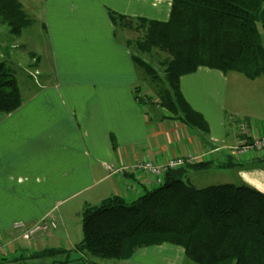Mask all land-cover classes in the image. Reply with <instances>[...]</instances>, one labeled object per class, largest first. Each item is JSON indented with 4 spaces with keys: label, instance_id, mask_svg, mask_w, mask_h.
<instances>
[{
    "label": "crops",
    "instance_id": "obj_1",
    "mask_svg": "<svg viewBox=\"0 0 264 264\" xmlns=\"http://www.w3.org/2000/svg\"><path fill=\"white\" fill-rule=\"evenodd\" d=\"M18 1L32 25L19 36L0 27V63L5 49L19 48L26 31L34 32L37 43L30 62L19 64L32 79L20 84L23 106L0 114V259H33L47 249L74 251L83 239L79 212L84 207L112 196L135 200L154 188L150 173L129 170L141 162L192 156L213 164L209 171L188 173L196 187L245 183L264 193V152H235L244 140L264 136V76L249 80L200 67L181 78L182 93L207 120L209 134L141 103L152 95L127 45L137 33L117 29L110 12L147 19L150 7L168 21L172 0ZM14 57L18 63L23 59ZM75 200L81 201L78 212L60 210ZM44 219L58 227L31 242L13 228ZM149 257L182 264L185 251L160 245L108 264H152ZM78 258L73 252L64 264H84Z\"/></svg>",
    "mask_w": 264,
    "mask_h": 264
},
{
    "label": "trees",
    "instance_id": "obj_2",
    "mask_svg": "<svg viewBox=\"0 0 264 264\" xmlns=\"http://www.w3.org/2000/svg\"><path fill=\"white\" fill-rule=\"evenodd\" d=\"M168 21L131 18L110 12L117 29L139 35L133 47L136 69L154 92L141 103L158 107L169 118L209 134V124L181 90L183 76L200 67L264 76V0H172ZM32 25L18 0H0V27L19 36ZM162 56L159 71L149 58ZM15 71L0 63V114L23 106ZM211 162L198 161L169 170L160 184L138 199L121 196L83 210V239L74 251L47 249L53 264L70 263L73 252L84 264L127 261L140 249L172 245L194 264H264V193L242 183L196 187L192 171L204 172Z\"/></svg>",
    "mask_w": 264,
    "mask_h": 264
},
{
    "label": "rangeland",
    "instance_id": "obj_3",
    "mask_svg": "<svg viewBox=\"0 0 264 264\" xmlns=\"http://www.w3.org/2000/svg\"><path fill=\"white\" fill-rule=\"evenodd\" d=\"M146 15L148 16V18L150 19H154V20H160V21H164L163 19V16L161 15H157L156 11L151 9L150 7H147L146 8ZM259 29L261 30V34H262V41H263V44H264V29H263V26H262V23L260 22L259 24ZM2 31L3 32H6L8 31V28L7 27H3L2 28ZM31 32V30H30ZM29 31H26L22 38L18 41H20L19 43V48L15 49V52H14V49H5V57L3 59V61L7 64V66H9L10 68H12L16 74H17V78H19V81H20V84L22 85L23 87V80H32L31 77H27V75L23 74L22 71L20 70V65L21 64L22 66L28 64L30 62V53L29 51L35 46V42L33 41V33H30ZM137 37L139 35H136ZM15 39H18L16 37H14ZM43 46V45H42ZM23 55V59L20 58V63H18V61L15 59L14 55ZM150 61L155 65V67L162 72V68L160 67V62L162 60V56L160 58V56L158 55H155L154 58H149ZM23 70V69H22ZM27 77V78H25ZM149 95H152V96H155V94H153L150 90V94ZM156 97V96H155ZM219 182V181H217ZM217 182H213V183H217ZM223 182V181H221ZM81 201L80 200H75L73 202H70L68 203L67 205L61 207V211H65V210H68V208H72L75 207V211L78 212L79 211V208L81 206ZM86 207H84L79 213H80V218H82L83 216V210L85 209ZM63 258L62 257H58V259H53L52 257L50 256H45V257H37V258H33L31 259L28 255H26V258L25 259H6V260H2L0 259V264H51L52 262L54 261H60L62 260ZM147 259H150L149 261L152 263V264H163V259H161V257L157 258V257H149ZM182 264H194L192 261H190L189 259H187L186 257H184V260L182 262Z\"/></svg>",
    "mask_w": 264,
    "mask_h": 264
},
{
    "label": "built area",
    "instance_id": "obj_4",
    "mask_svg": "<svg viewBox=\"0 0 264 264\" xmlns=\"http://www.w3.org/2000/svg\"><path fill=\"white\" fill-rule=\"evenodd\" d=\"M244 130V125H242ZM246 132V130H244ZM261 151L264 152V136H254L253 139H246L243 141L239 147L235 149L236 154H246L250 151ZM196 162L195 157L183 158L178 157L169 161H166L165 164H157L152 162H141L136 165H133L129 170L135 171H145L150 173L153 178V184H160L165 176V174L172 169H178L181 166L186 164H191ZM128 170V171H129ZM151 184V183H149ZM57 223L53 220L44 219L42 221L36 222L28 226L26 223L19 222L14 224L13 228L16 231H20V239L31 242L33 239L37 238L40 235L50 232L53 229H56Z\"/></svg>",
    "mask_w": 264,
    "mask_h": 264
}]
</instances>
